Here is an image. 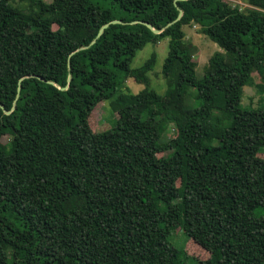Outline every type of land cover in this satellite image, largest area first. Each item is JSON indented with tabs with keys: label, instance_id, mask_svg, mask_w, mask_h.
I'll return each mask as SVG.
<instances>
[{
	"label": "trees",
	"instance_id": "1",
	"mask_svg": "<svg viewBox=\"0 0 264 264\" xmlns=\"http://www.w3.org/2000/svg\"><path fill=\"white\" fill-rule=\"evenodd\" d=\"M242 1L0 0V264H264V108L241 104L253 72L264 92V0ZM190 24L219 47L201 76ZM164 37L161 95L156 53L130 64Z\"/></svg>",
	"mask_w": 264,
	"mask_h": 264
},
{
	"label": "rangeland",
	"instance_id": "2",
	"mask_svg": "<svg viewBox=\"0 0 264 264\" xmlns=\"http://www.w3.org/2000/svg\"><path fill=\"white\" fill-rule=\"evenodd\" d=\"M19 2V0H14ZM50 1V0H45ZM231 4L239 5L240 9L245 10L246 8H251L246 2L242 0H225ZM183 31L185 34V40L195 47L194 52V61L196 64L195 73L197 76H201L204 74L207 66L208 60L210 56L217 50L219 47L216 43L211 41L202 31L200 30V26L197 24H190L183 26ZM152 52L156 53V60L153 66L152 71L148 72V77L150 78V87L153 88L157 93L163 95L167 88L165 78L162 76L161 68L163 61L168 52V37H164L159 40L157 43H147L142 49L138 50L131 61L130 66L132 68L139 67ZM260 82L259 76L253 72L252 74V83L244 86L243 88V96L241 100L242 106L252 105V106H261L264 108V92L260 93L257 90L256 84ZM144 87L143 84L137 83L134 79L129 78L125 81V84L122 87L121 96L127 93H137ZM167 106H170L169 102H165ZM115 115L112 113L111 108L107 101L98 105L95 109H93L90 114V125L93 129L99 130L108 128L114 122ZM174 132L170 130L167 133V136H172ZM165 138V137H164ZM165 153L161 152L158 155L162 156ZM264 156V154L262 155ZM172 240L177 242L178 244H184V248L187 254L197 258V259H205L208 257V252L201 248L198 244H196L191 239L184 240V236L181 231L178 229L172 235Z\"/></svg>",
	"mask_w": 264,
	"mask_h": 264
},
{
	"label": "water",
	"instance_id": "3",
	"mask_svg": "<svg viewBox=\"0 0 264 264\" xmlns=\"http://www.w3.org/2000/svg\"><path fill=\"white\" fill-rule=\"evenodd\" d=\"M182 16V10L181 9H179V12H178V15H177V18H176V20H178L180 17ZM133 22H135V21H133ZM111 23H122V21L120 20V19H114V20H111L110 22H108V23H105V24H103L101 27H100V29H99V31H98V33H97V36H99L101 33H102V31L109 25V24H111ZM142 23H144L148 28H150L151 30H152V32L153 33H160L163 29H161V30H159V29H156V28H154L150 23H148V22H142ZM68 81H69V77H68ZM67 88V85L66 86H64V87H62V89H66ZM14 108V106L12 107V109ZM5 111V110H4ZM11 111V110H10ZM10 111H5V113H9Z\"/></svg>",
	"mask_w": 264,
	"mask_h": 264
}]
</instances>
